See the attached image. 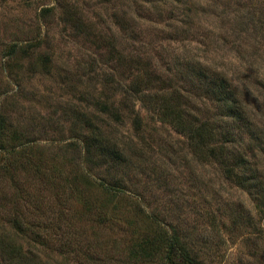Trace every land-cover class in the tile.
<instances>
[{
	"label": "rangeland",
	"instance_id": "374dc122",
	"mask_svg": "<svg viewBox=\"0 0 264 264\" xmlns=\"http://www.w3.org/2000/svg\"><path fill=\"white\" fill-rule=\"evenodd\" d=\"M131 56L150 57L159 70L198 88V106L213 112L206 82L190 81L177 58L195 57L225 72L240 88L249 119L264 125V0H0V115L44 160L40 174L54 168L55 180H77L79 191L65 205L73 219L70 245L59 248L68 235L59 236L43 259L130 264V233L119 224L146 226L149 213L186 236L206 264H264V219L253 197L195 158L188 139L162 124L142 95L125 103L130 77L120 59ZM104 104L122 109V119L102 112ZM82 115L120 144L118 162L110 153L107 161L96 155L89 161L92 128ZM36 172L20 167L14 180L31 183ZM118 180L125 194L108 196L105 189ZM104 203L108 211L101 212ZM239 215L248 221L231 234Z\"/></svg>",
	"mask_w": 264,
	"mask_h": 264
},
{
	"label": "trees",
	"instance_id": "16d2710c",
	"mask_svg": "<svg viewBox=\"0 0 264 264\" xmlns=\"http://www.w3.org/2000/svg\"><path fill=\"white\" fill-rule=\"evenodd\" d=\"M120 61L123 72L130 77L125 103H129L131 97L139 99L142 95L139 101L147 103L148 110L154 111L162 124L170 125L188 139L195 158L207 166H216L226 180L253 197L258 211L263 213L260 218L264 219V125L249 119L251 111L240 88L231 83L225 72L214 70L195 57L177 58V63L186 65L190 81L197 77L206 82V93L215 105L213 112L198 106V88L183 84L168 72L159 70L152 58L143 60L131 56ZM104 106L102 112L116 121L122 119V109ZM126 109L134 121H141L133 107L126 105ZM80 120L92 128L89 147L94 153L89 161L94 160L95 155L102 160L100 162L107 161V154L110 153L114 154L112 162H118L122 154L120 144L110 140L101 128L95 127L92 117L82 115ZM30 150V145L23 142L22 136L6 123L1 114L0 176H9L12 180H0V264H49L42 253L50 248L52 240H58L66 233L68 238L60 243L59 248L69 246L72 241V234L67 230L73 219L69 217V211L65 210L69 208L65 205L67 195L79 193L77 180H55L54 168L51 173L40 174L42 168L38 166L45 167L44 160L38 159ZM96 162L99 163L98 160ZM32 166L37 171L34 176L39 174L36 176L38 180H31V183L14 180L15 170ZM120 181L105 189L108 196L125 194ZM48 193L49 197L46 196ZM97 209L108 211L105 203ZM91 210L92 207L87 204L86 213H91ZM111 212L114 221L120 219L115 214L119 213L118 210ZM144 219L148 222L146 226L134 225V220H122L119 224L127 225L130 233L127 255L130 264H206L200 251L174 226L167 228L154 214L144 213ZM242 219L239 215L231 221L228 226L231 234L243 229L242 223L248 220L244 222ZM76 254L79 255L77 250ZM86 260L91 264L89 257ZM91 260L92 264H100L94 258ZM122 262L127 264L123 259Z\"/></svg>",
	"mask_w": 264,
	"mask_h": 264
}]
</instances>
